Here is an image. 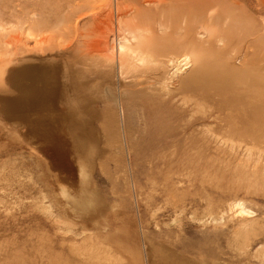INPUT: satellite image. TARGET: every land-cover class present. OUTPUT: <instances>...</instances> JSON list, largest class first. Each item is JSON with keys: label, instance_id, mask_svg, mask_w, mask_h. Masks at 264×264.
<instances>
[{"label": "rangeland", "instance_id": "1", "mask_svg": "<svg viewBox=\"0 0 264 264\" xmlns=\"http://www.w3.org/2000/svg\"><path fill=\"white\" fill-rule=\"evenodd\" d=\"M146 1L0 0V264H264V0Z\"/></svg>", "mask_w": 264, "mask_h": 264}, {"label": "bare ground", "instance_id": "2", "mask_svg": "<svg viewBox=\"0 0 264 264\" xmlns=\"http://www.w3.org/2000/svg\"><path fill=\"white\" fill-rule=\"evenodd\" d=\"M148 1V0H147ZM146 1V2H147ZM184 23V22H183ZM136 24V23H135ZM139 25V24H138ZM161 25H163V24H161ZM184 25V24H183ZM136 26H137V24H136ZM136 26H134V27H132L133 29L131 30V32H128V34H129V36L130 37H128V36H126V35H124V37L122 38V40H120V42H119V46H120V52L123 50V48L124 49H126L127 51L126 52H130L131 54L130 55H132L131 56V58H132V60H135L136 58H138V60L139 61H141V62H143V63H145L146 64V62L149 60V61H151V63L153 62V61H156L157 59H159L162 55H160V54H151L150 52H145V50H142L141 48H143L144 47V42H146V41H150L151 40V38H152V34H151V32H148V33H144V28H138V27H136ZM142 26V25H141ZM137 28V29H136ZM165 28V27H164ZM202 28H204L203 26H202ZM149 31V30H148ZM201 33V32H200ZM180 36H183V35H180ZM132 40L134 41V44L132 43ZM136 44V46H134ZM141 44H142V46L143 47H140L141 46ZM146 44H148L147 42H146ZM149 46V45H148ZM183 46V45H182ZM126 47V48H125ZM102 49H104V48H102ZM150 48L148 47L147 48V50H149ZM154 50V49H153ZM152 49H150V51H153ZM104 51V50H103ZM108 52V51H107ZM125 52V53H126ZM150 53V54H149ZM121 54H122V52H121ZM135 54V55H134ZM120 55V54H119ZM111 56V55H110ZM126 56V55H125ZM114 57V56H113ZM126 57H128V55L126 56ZM109 59V58H108ZM123 59V58H122ZM113 60V59H112ZM128 60V59H127ZM137 60V59H136ZM129 62H131V61H129ZM182 62H185V65H187L188 66V60L187 59H185V60H181L180 61V59H176V58H172L171 60H168L167 61V63H165L167 66L170 64L171 66H175V68L177 67V69L178 70H180L179 69V66L181 65V63ZM131 63H133V62H131ZM144 64V65H145ZM150 64V63H149ZM176 64V65H175ZM137 65V63L135 64V66ZM143 65V67H145ZM147 65V64H146ZM132 66H134V65H132ZM135 66H134V69H135ZM138 67V66H137ZM148 67V66H147ZM138 68H140V67H138ZM137 69V68H136ZM144 69V68H143ZM146 69V68H145ZM151 69V68H150ZM154 69V68H153ZM153 69H151V70H153ZM144 72H146V71H144ZM138 74V73H137ZM211 76H212V74H211ZM218 76H216V78H217ZM214 78V77H213ZM219 78V77H218ZM217 78V79H218ZM137 79H139V78H137ZM219 80V79H218ZM139 81V80H138ZM216 81V80H215ZM137 82V81H136ZM142 83V82H141ZM210 84H211V82H210ZM216 84V83H215ZM236 87V86H235ZM241 88V87H240ZM243 88V87H242ZM241 88V89H242ZM256 88V93L258 94L261 90H262V88H260L261 90L259 91V89H258V87H255ZM209 89V88H208ZM237 89V88H236ZM239 89V88H238ZM245 89V88H244ZM246 91H247V89H245ZM251 90H253V89H251ZM219 91V90H218ZM217 91V92H218ZM234 91V90H233ZM240 91V90H239ZM238 91V92H239ZM246 91H244L245 93H246ZM250 91V90H249ZM258 91V92H257ZM213 92V91H212ZM231 92V91H230ZM235 92V91H234ZM244 92H241V93H244ZM248 92V91H247ZM250 92H252V91H250ZM249 92V94H251L252 95V97H253V95H254V92H252V93H250ZM227 93H229V92H227ZM240 93V94H241ZM255 93V94H256ZM260 93H262V92H260ZM234 94V93H233ZM231 95V94H230ZM264 95V94H263ZM250 96V95H249ZM256 96H259V94L258 95H255L253 98L256 100L257 98H256ZM234 97H235V95H234ZM237 97V96H236ZM235 97V98H236ZM241 98H242V95L240 96ZM245 97V96H244ZM232 98V96L230 97V99ZM241 98H240V100H241ZM248 98V97H247ZM263 98V97H262ZM245 99V101H243V102H246V97L244 98ZM259 99H260V97H259ZM243 100V99H242ZM140 101V100H139ZM234 100H232V102H233ZM261 101H264V99L263 100H261ZM231 102V103H232ZM248 102H249V99H248ZM252 101H250V104H252L251 103ZM254 103V102H253ZM261 103V102H260ZM264 103V102H263ZM241 104V103H240ZM240 104H238V105H240ZM257 104V103H256ZM232 105V104H231ZM253 105L254 104H252V106H250V108H252L253 107ZM261 105V104H260ZM235 106V105H234ZM237 106V105H236ZM255 106V105H254ZM247 107V106H246ZM246 107H245V109H246ZM263 107H264V105H263ZM108 108V107H107ZM111 108V107H110ZM236 108H238V107H236ZM241 108H244V107H241ZM241 108H239V109H241ZM249 108V107H248ZM257 108H259V107H257ZM261 108V107H260ZM150 109V108H149ZM235 109V108H234ZM233 109V110H234ZM262 109V108H261ZM113 110H115L114 108H113ZM257 109H255V111H256ZM236 111H237V109H236ZM240 111V110H239ZM253 113H255L253 110H251ZM249 112V111H248ZM247 112V113H248ZM257 112L259 113V111L257 110ZM257 112L255 113V114H257ZM260 112H262V111H260ZM240 113V112H239ZM263 113V112H262ZM95 114V113H94ZM241 114H243L242 113V111H241ZM246 114V113H245ZM254 114V116H256V118L254 117V116H252V115H250V116H252V117H254V121L256 122V120L259 118V117H257V115L259 116L260 114H257V115H255ZM245 116V118H248V117H246V116H249V115H244ZM260 116H264V115H260ZM242 117V116H241ZM251 117V118H252ZM245 118H243V119H245ZM116 119V118H115ZM239 119V118H238ZM262 120V119H261ZM241 122H242V120H240ZM244 121V120H243ZM259 121H260V119H259ZM258 121V122H259ZM245 122H248V121H245ZM261 122V121H260ZM262 123V122H261ZM242 124V123H241ZM112 125V124H111ZM260 125V124H259ZM110 128V127H109ZM241 128V127H240ZM112 131V130H111ZM110 131V132H111ZM113 133V132H112ZM79 143V142H78ZM79 146V145H78Z\"/></svg>", "mask_w": 264, "mask_h": 264}]
</instances>
